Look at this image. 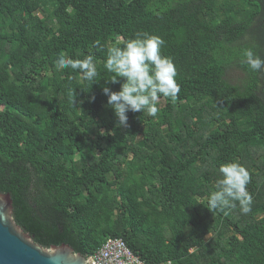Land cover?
<instances>
[{
	"label": "trees",
	"instance_id": "obj_1",
	"mask_svg": "<svg viewBox=\"0 0 264 264\" xmlns=\"http://www.w3.org/2000/svg\"><path fill=\"white\" fill-rule=\"evenodd\" d=\"M137 32L165 41L181 91L118 128L103 65ZM248 48L264 58V0H0V193L17 225L86 258L122 239L146 264H264V70ZM61 54L93 55L98 82ZM228 162L251 174L247 214L208 205Z\"/></svg>",
	"mask_w": 264,
	"mask_h": 264
},
{
	"label": "clouds",
	"instance_id": "obj_2",
	"mask_svg": "<svg viewBox=\"0 0 264 264\" xmlns=\"http://www.w3.org/2000/svg\"><path fill=\"white\" fill-rule=\"evenodd\" d=\"M95 44L99 46L100 42L96 41ZM164 44L165 41L160 36L137 32L135 38L128 39L122 47L114 45L107 49L103 66L113 75L106 82L119 84L120 88L119 91H112L109 87H103L102 93L107 97V105L113 109L118 120L116 127L128 126L129 112L147 111L150 116L155 117L159 111L157 102L161 96L172 101L177 99L181 91L176 80L177 70L173 59L162 54ZM243 62L252 71L264 70V58L251 48L244 51ZM55 64L60 70H79L82 79L92 84L98 82L99 73L93 55L72 59L61 54ZM74 99L75 92H71L72 105ZM94 100L93 96L91 102ZM218 171L221 178L216 180V190L208 197L209 207L227 215L225 210L235 208L238 201L241 212L247 214L252 203V196L247 190L251 181L249 170L240 163L228 162L221 164Z\"/></svg>",
	"mask_w": 264,
	"mask_h": 264
},
{
	"label": "water",
	"instance_id": "obj_3",
	"mask_svg": "<svg viewBox=\"0 0 264 264\" xmlns=\"http://www.w3.org/2000/svg\"><path fill=\"white\" fill-rule=\"evenodd\" d=\"M10 194L0 193V264H94L69 245L44 248L15 222Z\"/></svg>",
	"mask_w": 264,
	"mask_h": 264
},
{
	"label": "built area",
	"instance_id": "obj_4",
	"mask_svg": "<svg viewBox=\"0 0 264 264\" xmlns=\"http://www.w3.org/2000/svg\"><path fill=\"white\" fill-rule=\"evenodd\" d=\"M90 259L94 264H146L122 239H108Z\"/></svg>",
	"mask_w": 264,
	"mask_h": 264
},
{
	"label": "rangeland",
	"instance_id": "obj_5",
	"mask_svg": "<svg viewBox=\"0 0 264 264\" xmlns=\"http://www.w3.org/2000/svg\"><path fill=\"white\" fill-rule=\"evenodd\" d=\"M240 74L241 73H239V72H233V73L230 74L229 77H231V79H233L232 81H235L237 78L241 77Z\"/></svg>",
	"mask_w": 264,
	"mask_h": 264
}]
</instances>
